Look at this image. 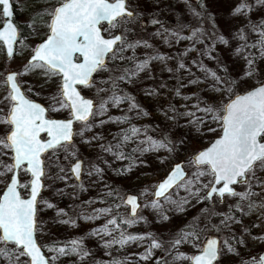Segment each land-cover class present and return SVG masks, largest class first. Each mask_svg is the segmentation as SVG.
Masks as SVG:
<instances>
[{"label": "rangeland", "instance_id": "374dc122", "mask_svg": "<svg viewBox=\"0 0 264 264\" xmlns=\"http://www.w3.org/2000/svg\"><path fill=\"white\" fill-rule=\"evenodd\" d=\"M11 2L15 10L14 21L22 34L16 41L13 55L7 59L0 58V66L4 65L2 82H0V110L7 111L9 105L8 100L5 99L8 90L3 78L7 69H13L16 72L17 80L26 95L39 100L48 109L53 104L52 98L59 93V76L48 78L40 69L26 71L29 62L25 59L29 52L23 51V45L29 41L34 44L41 37L43 38L47 30L48 22L45 30V27L41 29L37 24V19H31V9L35 4H41L46 11V4L54 2V6L59 3V0H11ZM126 3L136 15H147L159 23H170L166 25L174 24L176 27L185 23L186 34L191 31L188 26H194L197 20L191 1L126 0ZM213 3L217 5V1L213 0ZM256 5L260 6V9L263 8L257 0ZM237 17L241 22L248 20L246 13ZM48 18L49 16L47 20ZM167 18H170L168 22L165 21ZM133 23V18L127 20L118 28L112 29L111 33L119 31L127 44L128 39L132 38L137 31ZM101 27L106 28L107 25ZM111 33L103 32L105 35ZM193 44L189 42V45ZM18 46L22 48L18 49ZM190 51L192 52L193 49ZM256 77L264 78V61L259 66L258 73L253 71L251 76H246L243 85H240L237 91L256 83ZM92 80L93 87L80 86L79 88L84 95L92 97L94 104H97L99 108L98 99L108 96L107 86L111 82L108 69L94 73ZM166 84L168 83L164 82V86L157 94L162 99L164 95H167ZM200 84V82L193 83L192 88L196 89ZM175 85L183 88L188 84L177 78ZM99 89H105V91L101 92ZM144 94H140V97H146ZM210 94L212 93L210 92L208 97L211 96ZM218 95L222 96L221 91ZM140 97L136 95V98ZM149 107L141 112L133 113L130 120L139 124V130L147 134L155 130V126L150 125L151 114L156 120L161 119L166 111L165 108ZM105 108V112L89 119L87 129L80 122L74 123L72 145L69 146L68 151L59 150L55 155L47 152L42 157L45 161V176L42 177L43 187L37 197L35 219L38 230L35 237L49 259V264H116V262L118 264H188L189 259H177V257H190L200 248L202 239L207 233L215 234L219 240L218 259L214 261V264H235L238 261H241L240 264H252L251 252H259L264 248V208L260 207L264 203V189L256 186L253 181L251 191L259 193L258 196L254 195L246 200H240L239 197H225L222 201L214 197L212 201H207L202 199L206 190L202 188V185L207 183L208 177L200 178L199 182L192 186L193 192L199 189L198 196L190 195L186 186L187 181L196 180L193 175L196 171L195 166L189 163L191 158H188L195 151L192 149L190 151L191 142L195 137L194 141H198L199 144H197L201 147L218 133L219 128L211 135V138L202 141L205 135L202 134L201 128L193 127V130L198 131L187 133L184 138L179 139L172 153L161 150H158L155 156L154 152H148L145 155L140 153L130 161L117 158L118 154H122L121 148L116 149L114 144L122 133L119 128L123 123L120 120L106 122L105 117L110 104L105 105ZM184 111L180 115L184 116ZM47 114L66 116L68 111H48ZM0 117L5 116L0 112ZM213 123L211 120L204 132ZM7 130V125L0 124V136ZM108 148H111V151H106ZM75 158L81 159L78 180L72 177L69 169V163ZM178 159L183 161L186 169L184 181L180 182V186L170 189L166 193L167 198L153 199L151 193L156 180L166 172L173 161ZM0 160L8 164L10 158L0 156ZM9 174L6 177H0V181H3L0 183V190L5 185ZM257 175L264 179V171L258 172ZM28 177L21 173V182L27 183ZM233 187L238 192L248 190V185L238 184ZM21 193L26 194L27 190H21ZM126 193L134 194L140 205L135 217L130 215L128 205L123 201ZM185 200L187 202L183 203ZM153 203L158 204V207H152ZM181 203L183 210L179 207ZM49 204L52 207H48ZM249 204H254L255 207L250 208ZM107 209L111 211H101ZM225 217H231V219L225 223ZM113 219L117 221L116 225L108 223ZM185 225L188 227L181 228ZM105 226L109 234L98 232V229ZM183 233L195 235L175 245L174 241L181 239ZM129 235L142 236L144 239L129 241L123 245L118 243L122 236ZM72 241L79 242L76 245L79 254L69 252L58 256L56 260L50 259L57 256V252L49 251L50 248L64 247L67 251L73 247ZM153 241L159 242L161 247L151 248ZM105 244L109 246L105 247ZM229 247L233 251H229ZM149 250L151 256L148 259H141L142 256L148 255ZM83 252H87L88 255L84 256ZM0 264H7V261L0 260Z\"/></svg>", "mask_w": 264, "mask_h": 264}, {"label": "snow or ice", "instance_id": "6c2138e0", "mask_svg": "<svg viewBox=\"0 0 264 264\" xmlns=\"http://www.w3.org/2000/svg\"><path fill=\"white\" fill-rule=\"evenodd\" d=\"M257 3L264 5V0H257ZM249 10L247 0H243L234 10V15L244 14ZM49 15L51 16L48 25L50 35L35 49L26 71L40 69L48 78L53 76L61 78L60 91L52 98L53 104L46 109L26 98L17 82L16 73L8 74L4 81L10 89L5 97L9 102V111L6 117H0V124L7 125L8 131L0 136V156H9L12 162L5 164L0 160V177L11 174L3 190L0 191V260H6L7 264H49V259L42 254L35 239L38 230L35 219L37 197L43 187L42 177L45 176V161L42 159L44 154L51 152L55 155L59 150L68 151L69 146L72 145L75 122L82 123L87 129L90 118L106 111L105 104L110 102L119 106L131 100V97L114 94L110 101H104L99 108H96L94 102L84 98L77 88V85L93 87L94 73L107 70V60L124 59L121 53L126 48L135 47L125 44L120 35H110V38H106L102 34L111 33L112 29L118 28L134 17V13L127 7L126 0H59V6ZM12 16L10 0H0V21L3 22L0 43L7 45L9 57L13 55L12 45L17 31ZM152 23L156 24L157 21L153 20ZM102 25L107 27L102 28ZM252 30L259 36L257 44L245 43L237 51H243L247 47H258L264 55V25L253 24ZM195 36L196 32H193V37ZM220 39L221 42L227 43L223 37ZM241 39L246 38L241 34ZM154 59H164V57L157 56ZM252 64L253 61L249 59L246 76L253 74ZM147 66V61L138 63L130 75L125 74L118 79H130L131 76L145 70ZM180 68H184V65L180 64ZM211 75L217 83H220V78L215 73ZM117 87L118 85L113 81V91ZM99 91L103 92L105 89ZM216 91L219 92L221 89L216 88ZM226 91L231 93L232 87L229 86ZM137 107L134 102L130 104L132 109ZM196 107L199 111L211 114L212 119L220 124L221 136L208 148L194 154L189 161L196 169L193 173L196 180H189L186 184L190 195L198 196L199 189L193 192L192 186L199 182L200 178L208 177L207 183L202 185V188L207 190L203 200L212 201L214 197H218L221 201L225 197H239L240 200H246L251 196H258L259 193L251 191V188L252 182L255 181L256 186L264 189V179L257 175L258 172L264 171V83H259L257 87L243 95H235L220 109L212 107L201 109L198 105ZM62 110L69 112L70 119L56 120L46 116L48 111ZM220 112L223 115H220ZM187 115L194 117L195 113L189 112ZM209 130L216 131V129ZM139 131L133 128L131 134L136 135ZM42 133L47 134V140L41 139ZM125 139H128L127 134ZM153 145L156 148L166 147L163 143L153 142ZM106 151H111V148ZM117 158L125 157L123 154H118ZM71 171L79 179L81 163H75ZM21 173L30 176V181L21 182ZM184 179L185 172L182 165L178 164L168 177L159 183L154 196L167 198L166 193L180 186V182ZM238 184L248 185V190L236 191L233 186ZM21 190L29 192L28 198L22 196ZM186 202L187 200L183 201ZM125 203L130 206V215L135 217L140 207L137 198L128 196ZM48 207L52 205L49 204ZM152 207H158V204L153 203ZM179 207L183 210L182 203ZM249 207L255 205L249 204ZM260 207L264 208V203ZM101 211L110 212L111 209ZM230 219L231 217H225V223ZM108 223L116 225L117 221L113 219ZM98 232L109 234L107 226L98 229ZM194 235V233H183L181 239L175 240L174 244L179 245L182 240ZM138 239L142 240L144 237L122 236L118 243L123 245ZM71 244L73 247L67 251L64 247L50 248L49 251L57 252V256L50 259L56 260L58 256L69 252L79 254L76 247L79 242L72 241ZM225 244L227 245V242ZM108 246L105 244V247ZM160 247L159 242L153 241L151 244L153 249ZM228 250L233 251L231 247ZM218 251V241L208 239L200 248V254L194 257L181 256L177 259H190L193 264H214L218 259ZM83 255L86 256L88 253L83 252ZM149 256H151L150 250L148 255L142 256L141 259H148ZM252 264H264V256H260L258 260L253 258Z\"/></svg>", "mask_w": 264, "mask_h": 264}, {"label": "trees", "instance_id": "16d2710c", "mask_svg": "<svg viewBox=\"0 0 264 264\" xmlns=\"http://www.w3.org/2000/svg\"><path fill=\"white\" fill-rule=\"evenodd\" d=\"M184 1H191L192 4H190L197 14L194 26H188V29H191L188 34L185 32L187 27L185 23L179 27L174 24L166 25L170 23H159L158 21L153 24V19L147 15H136L134 13L133 24L137 31H135L132 38L128 39L127 44L135 47L126 48L121 53L124 59L118 58L106 61L111 82L107 86L108 96L100 97L98 105H101L104 101H110L114 94L131 97L130 101L123 102L121 106L113 105L110 102L105 104L106 106L110 104L105 121L120 120L123 123L119 128L122 133L114 146H116V149L121 148L120 152L125 157L124 159L131 161L138 154L145 155L148 152H154L155 156L158 150L172 153L176 143L180 141L179 139L184 138L187 133L198 131L193 130V127L196 126L197 129L201 128L202 134L205 135L202 141L211 138L215 131L209 129L217 130L219 123L212 119L211 114L199 111L196 106L198 105L201 109L205 107L220 109L225 100L236 92L240 85H243L246 77L245 73L248 71V60L253 61L252 70L255 73H258L259 66L264 61V55L261 54L258 47H247L243 51H237L245 43L249 45L257 44L259 36L252 30V25H264V5L260 9V6L256 5V0H247L250 9L246 12L248 20L241 22L240 18L234 15V10L243 0H226V2L225 0H215L217 5L213 3V0ZM11 3L14 19L15 10L13 2ZM53 4L54 2L46 4V11L41 4H35L32 9L30 8L32 10L31 19H37V24L41 29L45 27L46 30L47 17L50 16L49 13L52 11L50 8ZM169 19L167 18L165 21L168 22ZM18 30L19 38L22 31ZM193 30L197 32L195 38H193ZM241 34L246 39H241ZM221 37L227 43L221 42ZM189 42L196 43V45H189ZM34 44L32 41L27 42L23 45V51L30 52ZM19 48L22 47L18 46ZM191 49H193L192 52ZM157 56H162L164 59H154ZM0 58L5 59L1 51V45ZM145 61L148 64L145 70L131 76L130 79H118L122 75H130L135 70L136 64ZM180 64H183L184 68H180ZM3 70L4 65H1L0 82H2ZM212 73L220 78V83L213 79ZM177 78L188 85L183 88L181 86L177 87L175 85ZM259 80L258 77L255 78V82ZM113 81L118 85L115 91L112 88ZM233 81L235 83H232ZM164 82L168 83L166 84L168 91L162 99L157 94L164 86ZM198 82L201 84L193 89V83ZM229 86L232 87L231 93L226 91ZM216 88L221 89L222 96L218 95ZM210 92L212 94L208 97ZM140 94H144L146 97L142 98ZM136 95L140 98H136ZM132 102L138 106L136 109L130 108ZM94 106L97 108V104H94ZM149 106L154 109L165 108L164 116H161V119L155 118L156 120H154L151 114L150 125L155 126L153 133L147 134L139 131L136 135H132L131 130L133 128L139 129V124L130 121L132 114L150 108ZM1 110V114L5 116L7 111ZM182 111L185 112L183 113L184 116L180 115ZM189 112H194L195 116L187 115ZM219 114L221 115V112ZM211 120L214 122L213 125L204 132ZM126 134L128 139H125ZM194 140L191 142L190 151L199 148L198 141ZM153 142L156 144L163 143L166 147L156 148ZM186 226H181V228ZM257 255V251L250 254L253 258H257ZM239 262L241 261L235 264H240Z\"/></svg>", "mask_w": 264, "mask_h": 264}, {"label": "water", "instance_id": "95a60500", "mask_svg": "<svg viewBox=\"0 0 264 264\" xmlns=\"http://www.w3.org/2000/svg\"><path fill=\"white\" fill-rule=\"evenodd\" d=\"M193 1H194V0H193ZM10 2H11V0H10ZM11 4H12V3H11ZM58 6H59V3L55 4L54 7H53V9H52V11H53L56 7H58ZM127 7H128V6H127ZM128 8H129V7H128ZM129 10L132 11L131 8H129ZM12 11H13V9H12ZM52 11H51V12H52ZM132 12H133V11H132ZM12 21H13V23L15 24V26H16V30H17V31H16V39H15V41L13 42V45H12V47H13V53H14V49H15V45H16L17 38H18V32H19V30H18V26H17L16 22H15L14 19H13V16H12ZM50 22H51V16H49V19H48V24H47L46 34L43 36V38H41L40 40H38V41L34 44L33 48L31 49V51H30V52L27 54V56H26V59H25L26 62H29V61L31 60L32 56L34 55V51H35V49H36L37 47H39L41 44H43V43L48 39V37H49V35H50V29H49L48 25L50 24ZM2 29H3V22L1 21V22H0V30H2ZM102 34H103V33H102ZM103 35H104L106 38H110V35H111V36H115V35H120V36H121V34H120L119 31H114V32H112L111 34H108V35L103 34ZM0 45H1L2 52H3L4 56H5L6 58H8L9 56L7 55V45L2 44V43H0ZM10 73H16V72H15L13 69H7V70H5V72H4V76H3L4 81H5L6 77H7V75L10 74ZM17 82H18V80H17ZM259 83H264V78L260 79L258 82L254 83L253 85H251V86H249V87H247V88H245V89H243V90H240V91H237V92L231 94V95L225 100L224 104L227 103L228 100H229L230 98H234L235 95H238V94H239V95H243V94H245L247 91L254 89L255 87L258 86ZM18 84H19V86L21 87V85H20L19 82H18ZM5 86H6V85H5ZM60 87H61V78L59 77V91H60ZM79 87H80V85H77V88H78V90L80 91L81 95H82L84 98L90 99V100H92V101L94 102V100L92 99V97L87 96V95H84V94L81 92V90H80ZM6 88H7L8 92H9V91H10L9 87L6 86ZM21 91L24 93V95L26 96V98L30 99L31 101H33V102H35V103H38V104L42 105L43 107H45V105H44L42 102H40L39 100L34 99V98H31V97H29L28 95H26V93L24 92V90L22 89V87H21ZM45 108H46V107H45ZM8 111H9V107H8V110H7V112H6L5 117L7 116ZM221 115H223L222 112H221ZM46 116H47V118H49V119H56V120H67V119H70V114H69V112H68V114H67L66 116H52V115H48L47 113H46ZM73 126H74V124H73ZM7 131H8V130H7ZM7 131L5 132V134L7 133ZM5 134H4V135H5ZM220 136H221V130H220V124H219V130H218V133L215 134V135H214V136H213V137H212V138H211V139H210L205 145H203V146L199 147L198 149H196V150L191 154L190 158L192 159L193 156H194V154L198 153V152L201 151V150H204V149L208 148V147L210 146V144H211L212 142H214V141H215L217 138H219ZM41 139L47 140V139H48L47 134H46V133H42V134H41ZM11 162H12V161L10 160V163H11ZM77 162H80V163H81V159H80V158H75L74 160H72V161L69 163L70 173H71L72 177H73L75 180H78V179H77V177L72 173L71 169H72L73 165H74L75 163H77ZM178 164H179V165H182V168H183V170H184V172H185V175H186V169H185L184 166H183V161H182L181 159H178V160L173 161V162L170 164L169 168L166 170V172H165V173H164L159 179L156 180V182H155V184H154V187L152 188V193H151V197H152L153 199H158L157 197L154 196V193L157 191V186L159 185V183L163 182V181L168 177V175L171 173V171L175 168V166L178 165ZM10 176H11V174H9L7 181L10 179ZM30 179H31V177L29 176L28 179H27V182H29ZM7 181H6V183H7ZM6 183H5V184H6ZM4 186H5V185H4ZM4 186L2 187V189H1L0 191L3 190ZM41 189H42V188H41ZM206 191H207V190H205V194H206ZM21 194H22V193H21ZM22 196H23L24 198H28V196H29V192L27 191V193H26V194H22ZM128 196H135V195L132 194V193H126V194L123 196V201H124V202H125V200H126V198H127ZM135 197H136V196H135ZM160 198H161V197H160ZM218 199H219V198H218ZM219 200H220V199H219ZM137 203H138V202H137ZM128 208H129V212H130V206H129V205H128ZM35 239H36V237H35ZM208 239H216V240L219 242L218 237H217L215 234H208V235H206V236L204 237V239H203V241H202V244H201L200 248H202V247L204 246L205 242H206ZM36 242H37V240H36ZM37 244H38V242H37ZM38 246L40 247L39 244H38ZM40 248H41V247H40ZM200 248H199L194 254H192L191 257H194V256L200 254ZM41 252H42V254L46 257V255L44 254V252L42 251V249H41ZM260 256H264V248H262V249L258 252L257 258H259ZM46 258H47V257H46ZM189 264H193V262H192L190 259H189Z\"/></svg>", "mask_w": 264, "mask_h": 264}, {"label": "flooded vegetation", "instance_id": "af4514ba", "mask_svg": "<svg viewBox=\"0 0 264 264\" xmlns=\"http://www.w3.org/2000/svg\"><path fill=\"white\" fill-rule=\"evenodd\" d=\"M53 7H54V6H53ZM52 9H53V8H52ZM205 195H206V194H205ZM217 200H219L218 197H217ZM208 234H213V233H207L206 235H208ZM206 235H205V236H206ZM217 237H218V236H217ZM203 239H204V238H203ZM203 239H202V241H203ZM37 242H38V241H37ZM38 244H39V243H38ZM201 244H202V242H201ZM39 245H40V244H39ZM200 246H201V245H200ZM40 247H41V245H40ZM41 249H42V247H41ZM42 251H43V250H42ZM194 253H195V252H194ZM194 253H193V254H194ZM44 254H45V253H44ZM45 255H46V254H45ZM46 257H47V256H46ZM190 257H191V256H190ZM188 264H189V260H188Z\"/></svg>", "mask_w": 264, "mask_h": 264}]
</instances>
